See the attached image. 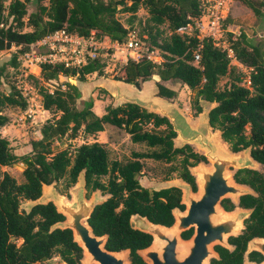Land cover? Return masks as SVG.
<instances>
[{"label":"trees","instance_id":"trees-1","mask_svg":"<svg viewBox=\"0 0 264 264\" xmlns=\"http://www.w3.org/2000/svg\"><path fill=\"white\" fill-rule=\"evenodd\" d=\"M30 0H0V50L19 46L18 52L43 36L64 29L67 32L87 37L94 33L112 41L122 42L129 32L115 13L128 12L129 23L136 18L142 5L148 16L146 28L149 48H156L161 55L158 63L142 57L127 59L108 75L113 80L139 86L157 75L160 80L181 82L190 90V106L195 113L202 111L201 102L213 103L208 110L209 124L217 130L231 151L250 149V155L262 165L261 170L237 169L236 182L249 185L255 194H244L238 199L241 207H252L244 221V229L229 237L234 245L229 251L216 246L218 258L209 264H241L246 241L253 236H264V34L255 42H249L243 32L233 35L225 32L226 43L231 54L215 45L211 39L199 40L193 29L190 34L179 33L177 28L193 23L200 12V0H47L37 1L36 10L27 13ZM247 5L254 15H264L261 6L264 0H238ZM120 6V7H119ZM164 24V29L159 26ZM28 28V29H25ZM200 45V46H199ZM199 46V59L194 63L193 51ZM235 59L247 70L245 75L232 63ZM12 74L18 65L17 54L10 59ZM104 63L91 59L78 69L61 64H42L36 82L49 84L60 76H74L83 81L88 73H102ZM5 66L0 64V82ZM245 76H247L245 78ZM226 77L222 87L219 80ZM247 82L244 84L243 82ZM157 94L172 98L176 91L161 82H156ZM40 103L52 116L40 127V137L29 141V150L17 154L8 139L0 136V165L16 161L24 164L23 181L17 182L6 171L0 172V264H81L82 249L73 241L71 230L50 226L64 217L51 202L35 204L30 209L20 208V202L37 198L43 184L64 180L66 186L73 185L82 171L85 178L86 195L99 189L108 194L87 219L96 235H107L105 248L110 251L128 249L131 264H147L137 250L150 245L152 236L132 228L129 219L134 214L146 217L150 222L170 226L172 209L183 208L179 202L180 190L175 186L150 189L139 183L142 159L151 158L169 163V172L177 171L179 177L191 184L194 177L188 166L205 157L186 144L175 147L176 133L168 119L148 111L133 102L106 105L100 115L92 110L93 98H81L77 83L60 80L54 89L38 86ZM4 105L25 108L26 102L15 86L1 95L0 108ZM8 121L0 112V127ZM104 124L121 128L134 143H143L147 148L132 151L125 160L110 159L101 141L83 142L71 153L67 148L52 152L51 143L67 135L75 137L78 132L94 135L104 129ZM106 176L103 181L102 177ZM224 209L234 204L224 198ZM191 229L182 232L187 238ZM20 242L16 243L15 240ZM58 255V261H49ZM259 255L251 253L254 258Z\"/></svg>","mask_w":264,"mask_h":264},{"label":"water","instance_id":"water-1","mask_svg":"<svg viewBox=\"0 0 264 264\" xmlns=\"http://www.w3.org/2000/svg\"><path fill=\"white\" fill-rule=\"evenodd\" d=\"M128 90L130 91L124 96L123 102L136 103L148 111L166 117L176 133L174 146H194L196 152L210 162L209 167L191 168V173L198 175L197 193H192L190 185L181 180L166 181L158 187L175 186L182 190L181 202L185 203V210H172L174 222L170 227L152 223L139 214L130 217L129 224L132 228L152 236L151 244L136 252L147 264H208L209 258L217 255L213 246H227V237L238 231L241 220L248 213L239 209L232 214H225L219 208L221 198L231 196L235 201L238 195L249 192L248 188L231 183L227 171L230 168H254L256 162L249 155L248 148L239 153L226 151L219 146L209 124L210 107L202 111L196 123L192 124L175 103L158 95L157 89L151 92ZM53 182L42 185L40 195L30 200L28 209L35 204L47 202L54 205L64 218L53 223L50 230H71L73 241L82 249L81 264H131L128 249L107 250V235H96L92 232L87 219L96 204L104 201L106 197L95 191L91 198H86L83 172L78 174L70 189L71 200H66L58 193L52 185ZM190 227H193V234L188 239H183L180 233ZM248 247L264 254V238L250 240Z\"/></svg>","mask_w":264,"mask_h":264},{"label":"rangeland","instance_id":"rangeland-1","mask_svg":"<svg viewBox=\"0 0 264 264\" xmlns=\"http://www.w3.org/2000/svg\"><path fill=\"white\" fill-rule=\"evenodd\" d=\"M257 2L259 0H253ZM41 3L47 4V0H40ZM228 16L224 21V27L226 28V32L230 31L233 35H237L240 32H243L249 42H255L260 39V36L264 34V15H254L252 10L238 0H228ZM27 13L30 11L36 10L37 1L30 0L26 3ZM120 7V6H119ZM262 11H264V5L260 7ZM136 18L133 19L132 23L128 21V12H124L121 10H117L115 13L116 18L121 21L126 27L129 29V33L135 35L138 39H140L142 43V49H146L149 47V39L146 34V28L142 32L140 31V26L138 25V21H140L141 25L144 26V21L146 20L148 14L145 8L140 5L136 11ZM165 25L161 24L159 26L160 29H164ZM25 29H28L25 27ZM95 36V34H94ZM97 38V36H95ZM226 37V34L224 35ZM18 49L19 46L12 45L8 49L0 50V64L5 66V73L1 78L0 82V97L1 95L9 92L13 89L14 81L12 74V65L10 64V59L13 53L19 54ZM114 48L109 47L103 48L104 55L112 53ZM157 50V49H156ZM158 51V50H157ZM159 52V51H158ZM117 56L120 57L119 52H117ZM160 53V52H159ZM106 55L103 58V70L102 73H88L85 76L83 81H77L74 76H60L58 81H50L49 84L36 82L34 79H28L27 91L30 97V103L32 104L33 115L31 117L25 116L22 114L20 109L16 106L4 105L0 108V112L7 115L8 121L0 127V136L8 139L9 144L11 145L14 152L17 154L26 153L29 150V141L31 139H36L40 137V127L46 121L47 118H50L52 114L49 111H40L36 110L37 107L34 106L36 100H38L39 90L38 86L43 85L49 90L54 89L57 86V83L60 80H69L70 82L77 83L80 91L81 98L87 99L88 97L93 98L92 110L98 114H102L104 112L105 106L110 104H117L123 101L124 96H127L129 91L128 89L140 90L142 92H151L155 91L156 82L151 80L150 77L147 80L139 81V86L135 87L133 84L118 82L108 77L110 73H112L122 62L118 60H114L110 57V55ZM232 63L236 64L239 69L247 75L248 70L237 62L235 59H232ZM247 76H245L246 78ZM227 78L222 77L219 80V86L222 87L226 82ZM159 82V81H158ZM170 86L176 91V95L168 100L175 103L180 110L188 117L189 121L192 124H195L198 117L202 114V111L211 107L213 103L201 102L202 111L199 113H195L194 109L190 106V95L191 90L181 82H168ZM247 84L248 82H243ZM126 85V86H125ZM98 114V115H100ZM110 129H105L103 132H97L94 135H83L81 132L75 137H68L67 135L62 136L58 139H54L51 143L52 152H56L60 149L67 148L71 153L74 152L76 146L83 142H91L94 140L101 141L104 143V146L107 150L108 156L110 159H118L125 160L130 157L132 151H142L147 147L143 143H134L129 139V135L124 132L121 128L116 126H110ZM213 137L219 144L221 148H224L226 151H229L228 145L220 138L219 132L217 130H212ZM192 148L196 151L197 149L192 146ZM244 150L240 151L242 153ZM210 162L205 158L204 160H200L193 169L209 167ZM256 168H260V164H255ZM24 168V164L20 161H16L9 165H0V172L6 171L11 176L15 178L17 182L23 181L22 169ZM233 169H228L229 180L231 183L235 184L236 182L232 178ZM175 179L178 178L177 171L169 172V163L163 161H157L151 158L142 159V168L139 174V183L142 186L147 188H158L162 186L167 179ZM168 179V180H169ZM102 180H106V176L102 177ZM53 187L58 191V193L62 194L66 200H71L72 195L70 189L73 187L66 186L64 180H59L57 182L52 183ZM97 191L101 196L107 197L108 194L102 193L101 190L95 189L93 191L88 192L86 198H91L93 193ZM197 193V191L195 192ZM86 194V190H85ZM30 200L22 199L20 202V208L24 210H28L30 205ZM226 213V212H225ZM229 214V213H227ZM16 243H19L20 240H15ZM59 256L53 255L49 261H58Z\"/></svg>","mask_w":264,"mask_h":264},{"label":"built area","instance_id":"built-area-1","mask_svg":"<svg viewBox=\"0 0 264 264\" xmlns=\"http://www.w3.org/2000/svg\"><path fill=\"white\" fill-rule=\"evenodd\" d=\"M227 3L228 0H200L199 15L194 18L193 23L180 26L177 31L190 34L194 29L199 40L209 38L215 45H220L231 54V49L224 37L226 32L224 21L228 16ZM108 46L114 50L110 54L107 51L106 53L112 59L122 63L129 58L138 60L145 57L155 63L161 60V55L156 48L148 47L143 50L140 39L129 32L124 41L117 42L106 36L96 38L94 33L84 37L64 29L55 30L30 43L17 55L18 65L14 69L13 81L16 90L26 102L22 114L28 117L33 115L35 108L32 109L27 91L28 79L39 78L42 64H61L63 67L78 69L91 59H100L103 62L107 54L104 55L102 51ZM199 46L193 51L194 63H197L199 59ZM117 52L120 57L117 56ZM34 106L40 108L41 104L39 106L38 103H34Z\"/></svg>","mask_w":264,"mask_h":264},{"label":"flooded vegetation","instance_id":"flooded-vegetation-1","mask_svg":"<svg viewBox=\"0 0 264 264\" xmlns=\"http://www.w3.org/2000/svg\"><path fill=\"white\" fill-rule=\"evenodd\" d=\"M244 149H246V148H244ZM244 149H242V150H244ZM249 149V148H248ZM230 150V149H229ZM242 150H239V151H232V152H240V151H242ZM249 155H250V149H249ZM251 156V155H250ZM251 158H252V156H251ZM205 159V158H204ZM203 159V160H204ZM257 164H260L258 161H256L254 158H252ZM198 163V162H197ZM196 163V164H197ZM196 164H194V165H192V166H188V169H189V172H190V174L194 177V182H195V189L193 190L192 189V187H191V184L189 183V182H187V181H185V180H183L181 177H179V175H178V178H176V179H179V180H181V181H183V182H185V183H187V184H189L190 185V189H191V191H192V193H195L196 191H198V185H197V177H198V175L197 174H192L191 173V168H193ZM244 168H249V167H244ZM230 169H233L234 171H233V173H232V178H233V174H234V172L237 170V169H234V168H230ZM239 169H243V168H239ZM251 169H256V170H261L262 169V165L260 164V168H256V167H254V168H251ZM169 179V178H168ZM167 179V180H168ZM233 180H234V178H233ZM235 181V180H234ZM236 182V181H235ZM236 185H240V186H243V187H246V188H248L249 189V192H247V193H243V194H240V195H238V197H237V199L234 201L233 199H232V197L231 196H225V197H223V198H221V200H220V202H219V208L221 209V211L223 212V213H225V214H227V213H229V214H232L233 212H235V211H237V210H239V209H241V210H244V211H248V213L246 214V216L241 220V224H240V226L238 227V231L236 232V233H234V234H231V235H229L228 237H227V243H228V245L227 246H223V245H221V244H215L214 246H213V249H214V251L216 252V256H214V257H210L209 258V260H208V264H209V262H210V259L211 258H218V251L216 250V246H221V247H223V248H226L227 250H229V251H231V250H233V248H234V245L228 240L229 239V237H231V236H236V235H238V234H240L241 232H242V230L244 229V221H245V219L251 214V212H252V207H241V206H239L238 205V199H239V197L241 196V195H244V194H255V192H254V190L249 186V185H247V184H245V183H239V182H236L235 183ZM145 187V186H144ZM162 188H164V187H162ZM150 189H159V188H150ZM179 190H180V200H179V202L183 205V208L182 209H180L179 207H175V208H177L178 209V211H180V212H184V210H185V203H183V202H181V197H182V190L180 189V188H178ZM224 198H228L233 204H234V207L232 208V209H230V210H226V209H224L223 207H222V205H221V201L224 199ZM174 209V208H173ZM172 209V210H173ZM172 215H173V213H172ZM173 222H174V215H173ZM173 222H172V224H173ZM153 223V222H152ZM155 224H157V223H155ZM171 224V225H172ZM161 225V224H160ZM170 225V226H171ZM163 226H165V225H163ZM170 226H166V227H170ZM189 229H191V234H190V236L193 234V227H190V228H188V229H186V230H189ZM183 231H185V230H183ZM182 231V232H183ZM182 232L180 233V235L182 234ZM189 236V237H190ZM181 237H182V235H181ZM189 237H187V238H183V239H188ZM259 238H264V236H253V237H251V238H249L247 241H246V244H245V248H244V250L242 251V262H241V264H260V263H262V262H264V254L263 253H261L260 251H258V250H256V249H249V247H248V245H249V242H250V240H252V239H259ZM151 244V243H150ZM253 252H256V253H258L259 255H257L256 257H254V258H251L250 257V255H251V253H253Z\"/></svg>","mask_w":264,"mask_h":264},{"label":"crops","instance_id":"crops-1","mask_svg":"<svg viewBox=\"0 0 264 264\" xmlns=\"http://www.w3.org/2000/svg\"><path fill=\"white\" fill-rule=\"evenodd\" d=\"M151 80H154V81H159V82H161L162 84H164V85H166V86H168V87H170V88H172V86H170L169 85V81H164V80H160L159 79V77L157 76V75H152V79ZM116 81H118V80H116ZM118 82H122V81H118ZM132 85V84H131ZM136 87V86H135ZM39 98H38V100L35 102V103H38V105L40 106V96H38ZM164 97V96H163ZM165 98H167V97H165ZM167 99H169V98H167ZM123 102V101H122ZM121 103V102H120ZM38 107V106H37ZM178 107V106H177ZM179 108V107H178ZM20 109V111L22 112V108H19ZM180 109V108H179ZM36 110H40V111H46L45 109H43L41 106H40V108H37ZM181 111V110H180ZM98 114H100L101 112H99V110H98V112H97ZM111 125L110 124H104V129L102 130V131H99V132H103L105 129L107 130V129H110L111 127H110ZM174 180H179V179H169V180H166V181H174Z\"/></svg>","mask_w":264,"mask_h":264}]
</instances>
